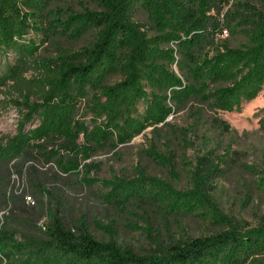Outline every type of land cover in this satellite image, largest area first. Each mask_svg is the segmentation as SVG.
<instances>
[{
    "label": "trees",
    "instance_id": "16d2710c",
    "mask_svg": "<svg viewBox=\"0 0 264 264\" xmlns=\"http://www.w3.org/2000/svg\"><path fill=\"white\" fill-rule=\"evenodd\" d=\"M54 1L0 0V56L9 60L0 65V89L22 108L16 132L0 137V264L258 261L264 256V224L234 221L213 197L223 159L203 154L185 189L140 170L129 179L97 178L82 161L165 124L192 101L216 112L238 110L255 98L264 86V0L226 10L229 0H99V10L80 12L53 8ZM139 14L145 22L136 19ZM226 29L238 31L245 43L231 47L218 40ZM88 34L92 41L79 50L39 55L51 38L77 41ZM261 112L264 129V106ZM149 153L172 165L155 148ZM45 161L63 175H80L77 183L101 186L109 206L198 215L219 230L165 243L151 239V248L137 251L117 240L114 223L94 220L107 238L99 240L85 218L65 219L60 176L38 171ZM14 175L30 191L19 188ZM27 196L34 205L25 207Z\"/></svg>",
    "mask_w": 264,
    "mask_h": 264
},
{
    "label": "rangeland",
    "instance_id": "374dc122",
    "mask_svg": "<svg viewBox=\"0 0 264 264\" xmlns=\"http://www.w3.org/2000/svg\"><path fill=\"white\" fill-rule=\"evenodd\" d=\"M246 1L258 6L260 0H229L225 10L238 8L237 3ZM52 7L71 8L76 12L85 8L100 9L99 0H55ZM136 19L145 22V15L139 14ZM217 37L231 47L245 43L236 30L232 33L229 29L223 30ZM92 39V34L77 41L51 38L39 50V55H65L79 50ZM7 60L0 56V65ZM6 94L5 90L0 89L1 138L16 132L21 117L18 110H22L21 107L17 109ZM263 106L264 86L255 98L243 102L238 110L215 112L206 105L192 101L184 109L171 114L165 124L148 127L130 142L112 150L98 151L82 163H88L91 175L97 178L117 176L129 179L140 170L164 178L178 189H185L190 186V172L196 160L203 154L213 156L215 162L223 159L219 166L223 172L217 178L213 192L220 209L239 223L249 226L264 224V129L260 125ZM85 109L81 104L80 115ZM223 126L228 128L224 129ZM151 148H155L157 154L172 165H163L151 158ZM38 171L60 176L57 183L66 206L65 219L79 223L81 218H85L90 232L102 241L107 239L106 235L94 226V220L103 224L114 223L117 240L137 251L151 248V239L165 243L208 236L219 230L209 219L198 215L172 217L148 207L142 211L133 205L125 209L109 206L102 201L105 189L99 185L77 183L75 180L80 175L78 178L63 175L51 161L40 164ZM13 179L19 188L26 190L28 187L30 191L26 181L16 175ZM33 199L25 197V207L34 205ZM263 259L264 256L250 264H257Z\"/></svg>",
    "mask_w": 264,
    "mask_h": 264
}]
</instances>
